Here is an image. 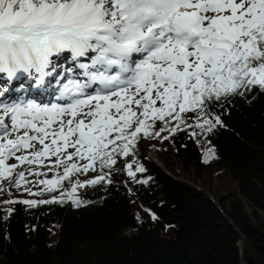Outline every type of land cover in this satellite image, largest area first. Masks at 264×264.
I'll return each mask as SVG.
<instances>
[{
  "label": "snow or ice",
  "instance_id": "snow-or-ice-1",
  "mask_svg": "<svg viewBox=\"0 0 264 264\" xmlns=\"http://www.w3.org/2000/svg\"><path fill=\"white\" fill-rule=\"evenodd\" d=\"M61 53L70 65L53 59ZM253 89L264 92V0H0V181L33 196L71 183L7 203L79 206L78 188L110 183L104 169L140 134L191 127L189 114L212 132L222 125L212 109ZM125 167L134 179L145 171Z\"/></svg>",
  "mask_w": 264,
  "mask_h": 264
},
{
  "label": "trees",
  "instance_id": "trees-1",
  "mask_svg": "<svg viewBox=\"0 0 264 264\" xmlns=\"http://www.w3.org/2000/svg\"><path fill=\"white\" fill-rule=\"evenodd\" d=\"M212 111L222 121L212 132L189 114L191 127L140 134L133 153L104 169L110 183L78 188L79 206L67 198L7 203L58 197L71 191L68 180L43 196L3 185L0 264H264V92L230 97ZM127 163L145 171L134 179ZM88 173L70 179L101 175L99 167ZM213 180L223 195L209 192Z\"/></svg>",
  "mask_w": 264,
  "mask_h": 264
},
{
  "label": "rangeland",
  "instance_id": "rangeland-1",
  "mask_svg": "<svg viewBox=\"0 0 264 264\" xmlns=\"http://www.w3.org/2000/svg\"><path fill=\"white\" fill-rule=\"evenodd\" d=\"M149 157L151 158V159H153L154 161H156V162H158L153 156H151L150 154H149ZM150 159V160H151ZM14 162V161H13ZM158 164L160 165V163L158 162ZM174 165H175V172H176V174L179 176L180 174H181V171H180V167H179V165L177 164V163H174ZM44 171H47V169H44ZM60 172H61V174H62V169L60 170ZM89 174V173H88ZM189 174H192V172L190 171V173ZM53 176H54V173H52V172H48V175H47V177H40V179H52L53 178ZM182 176H184L183 174H181V177ZM92 177L93 176H91V175H83L82 177H80L79 179V181H82V180H84L85 178H88V180L89 179H92ZM94 178V177H93ZM179 178V177H178ZM28 179L29 180H34L35 178H33V177H31V176H28ZM5 187H8L9 186V183H8V181H5L4 182V184H3ZM39 186L40 185H28V187H31V189L32 190H38V188H39ZM41 187H43V186H41ZM208 188V187H207ZM209 192L210 193H213V194H215V195H217V196H221V195H223L224 194V191L223 190H219L216 186H215V181L213 180V182H212V184H211V186H209ZM240 243V242H239ZM241 244V243H240Z\"/></svg>",
  "mask_w": 264,
  "mask_h": 264
},
{
  "label": "water",
  "instance_id": "water-1",
  "mask_svg": "<svg viewBox=\"0 0 264 264\" xmlns=\"http://www.w3.org/2000/svg\"><path fill=\"white\" fill-rule=\"evenodd\" d=\"M150 159H151V158H150ZM151 161H153L154 163H156L157 165H159L158 162L154 161L153 159H151ZM159 166H160V165H159ZM238 246L241 247V244H240L239 242H238Z\"/></svg>",
  "mask_w": 264,
  "mask_h": 264
}]
</instances>
